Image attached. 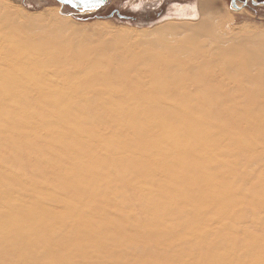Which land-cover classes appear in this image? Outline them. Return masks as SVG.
<instances>
[{
  "label": "bare ground",
  "instance_id": "bare-ground-1",
  "mask_svg": "<svg viewBox=\"0 0 264 264\" xmlns=\"http://www.w3.org/2000/svg\"><path fill=\"white\" fill-rule=\"evenodd\" d=\"M195 7L194 24L108 41L184 34L188 63H155L227 67L200 92L169 77L216 72L98 70L59 18L42 36L0 0V264H264V31Z\"/></svg>",
  "mask_w": 264,
  "mask_h": 264
},
{
  "label": "rangeland",
  "instance_id": "rangeland-1",
  "mask_svg": "<svg viewBox=\"0 0 264 264\" xmlns=\"http://www.w3.org/2000/svg\"><path fill=\"white\" fill-rule=\"evenodd\" d=\"M4 4L14 12L21 13L24 16H30L37 19L36 24H41L42 29L36 30L37 34L41 35H49L54 33L52 30V24L55 22V18H59L63 24L67 26V30L76 32V38L80 41H88L91 45H93V52L87 50L90 54L99 55L100 61L105 64H109L108 66H100L98 70H124L129 72H137V71H146L149 69H157V70H177L179 68L184 67V71L186 69L196 71L198 69L202 70H210L209 73L216 72V79L214 75H206V76H189L185 74H174L169 78L171 85L178 86L177 87H185L188 90H191L196 87H204L205 83H211V80H217L226 83L227 75L224 73L227 70L225 66L212 65L208 68L203 67L202 65H187L183 67L178 66H156V61H165L167 63H186L188 59L179 58L178 55L182 53V51L178 50V46L188 44V40L184 34L168 36L167 38H163L160 41L163 43L161 46H157L159 43L155 41L157 44L149 45L147 43H118V41L110 42V35L112 33L119 32H127V33H135L142 34L144 32L153 31L155 28L162 26L167 23H190L194 24L199 21V18H190L187 14L190 10V6L195 5L196 10L199 11L200 3L204 1H209L214 6L217 19L225 24L226 28L231 30L233 33L241 32L242 30H263L264 31V5L257 4L254 6L250 1L246 3L244 7L241 9H235L231 6V0H107L102 7L97 9L96 11L90 13H78L73 8L67 5H61L57 0H1ZM256 2H261L264 0H255ZM237 6H240L243 0H235L234 1ZM42 16H46L47 21L39 20ZM46 22V23H45ZM44 24V25H43ZM45 25L47 27H45ZM51 25V26H50ZM0 25V33H2L5 28ZM47 30V31H46ZM143 30V31H142ZM147 30V31H145ZM142 32V33H141ZM48 33V34H47ZM109 33V34H108ZM12 36L14 38L21 37V33H13ZM25 39L29 41L36 40L37 36L35 34H25ZM161 38V37H160ZM95 40V42H93ZM93 44H92V43ZM99 42H104L102 44H106L103 47H98L96 45ZM101 44V45H102ZM146 45V46H145ZM160 45V44H159ZM191 49V48H189ZM196 54H200L201 56L210 55L209 51L192 49L188 50L189 53L193 54L195 51ZM97 53H96V52ZM204 51V52H203ZM112 52V54H111ZM102 54V55H101ZM112 56V57H110ZM114 56V57H113ZM131 56V57H130ZM136 56V57H135ZM127 57V58H126ZM204 57V56H203ZM81 58H84L83 56ZM111 58V59H110ZM126 58V59H125ZM132 58V59H131ZM134 58V59H133ZM199 57L200 61H205L203 59H207L208 57ZM110 59V60H108ZM117 61H116V60ZM114 60V61H113ZM190 60V59H189ZM205 61V62H206ZM113 62V64H112ZM120 62V63H119ZM122 62V63H121ZM131 63V65H130ZM151 63V64H150ZM188 63V62H187ZM120 64V65H119ZM122 64V65H121ZM124 66V67H123ZM119 67V68H118ZM215 67V69H214ZM218 67V69L216 68ZM223 67V68H221ZM105 68V69H104ZM126 68V69H125ZM222 69V72L219 70ZM182 70V71H183ZM218 72V73H217ZM223 75L226 76L223 77ZM126 76V75H125ZM163 75L156 76L158 79L163 78ZM166 76V75H165ZM213 76V77H212ZM127 77V76H126ZM153 78L154 76L146 75L144 78ZM168 77V76H167ZM206 78L204 85L201 84L198 79ZM143 78V77H141ZM190 78L191 81L189 80ZM197 78V79H196ZM179 82V83H178ZM178 83V84H177ZM199 85H198V84ZM197 84L196 87L194 85ZM231 85V83H228ZM182 85V86H181ZM184 85V86H183ZM186 85V86H185ZM192 85V86H191ZM212 85V84H211ZM199 87V88H200ZM199 88H196L194 91ZM205 88V87H204ZM192 89V90H193ZM203 89V88H202ZM191 90V91H192ZM203 91V90H201ZM220 103H223L226 99L217 98ZM217 99H214L217 103ZM223 101V102H221ZM227 101V100H226ZM230 140V139H229ZM249 146V145H248ZM251 149V147L249 146ZM256 166H251L250 173H257L258 169H254Z\"/></svg>",
  "mask_w": 264,
  "mask_h": 264
},
{
  "label": "water",
  "instance_id": "water-1",
  "mask_svg": "<svg viewBox=\"0 0 264 264\" xmlns=\"http://www.w3.org/2000/svg\"><path fill=\"white\" fill-rule=\"evenodd\" d=\"M62 6L67 5L74 10H76L78 13H90L93 11H96L100 7L104 5V3L107 0H89V3L83 4L82 0H57ZM246 0L242 2L240 6H237L234 2V0H231V6L234 7L235 9H241L246 5ZM252 4L257 5V4H262L264 5V1L261 2H256L255 0H252Z\"/></svg>",
  "mask_w": 264,
  "mask_h": 264
},
{
  "label": "snow or ice",
  "instance_id": "snow-or-ice-1",
  "mask_svg": "<svg viewBox=\"0 0 264 264\" xmlns=\"http://www.w3.org/2000/svg\"><path fill=\"white\" fill-rule=\"evenodd\" d=\"M82 3L87 4V3H89V0H82Z\"/></svg>",
  "mask_w": 264,
  "mask_h": 264
},
{
  "label": "flooded vegetation",
  "instance_id": "flooded-vegetation-1",
  "mask_svg": "<svg viewBox=\"0 0 264 264\" xmlns=\"http://www.w3.org/2000/svg\"><path fill=\"white\" fill-rule=\"evenodd\" d=\"M243 1H245V0H243ZM248 1H250L252 3V0H246L247 3H248ZM254 6H256V5H254Z\"/></svg>",
  "mask_w": 264,
  "mask_h": 264
}]
</instances>
